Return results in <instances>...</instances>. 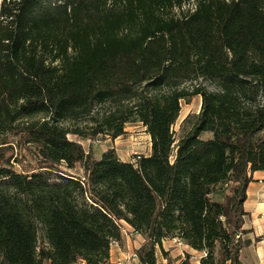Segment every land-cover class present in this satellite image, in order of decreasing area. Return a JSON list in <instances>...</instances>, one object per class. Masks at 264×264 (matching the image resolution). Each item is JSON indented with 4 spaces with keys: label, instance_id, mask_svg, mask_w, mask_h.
Listing matches in <instances>:
<instances>
[{
    "label": "trees",
    "instance_id": "trees-1",
    "mask_svg": "<svg viewBox=\"0 0 264 264\" xmlns=\"http://www.w3.org/2000/svg\"><path fill=\"white\" fill-rule=\"evenodd\" d=\"M195 96L201 110L177 142ZM134 122L151 153L130 161L68 137L115 140ZM11 139L34 148L35 166L15 168ZM257 171L264 0H0V264H105L123 222L145 239L140 264H162L173 239L201 264H243Z\"/></svg>",
    "mask_w": 264,
    "mask_h": 264
},
{
    "label": "rangeland",
    "instance_id": "rangeland-1",
    "mask_svg": "<svg viewBox=\"0 0 264 264\" xmlns=\"http://www.w3.org/2000/svg\"><path fill=\"white\" fill-rule=\"evenodd\" d=\"M196 83L205 84L210 90L215 89V87L212 86L209 81H204L200 79L192 82V84ZM201 105V96L193 97L188 103L186 101H182V109L180 112V116L175 125L173 126L177 142L183 135H185L191 129L192 123L194 121L193 117L189 121L185 119L188 116L198 114L201 110ZM99 112L101 113L100 106L95 109L93 115L96 116ZM75 124L77 123L67 122L65 125L73 127L76 126ZM92 124V119L88 117L80 121L77 125L88 126L89 128ZM125 131L126 133L124 135L118 137L115 140L105 135H100L95 139H82L73 134H70L68 137L71 140L80 142L84 146L86 151L91 152L96 159H100L103 151L107 150L110 147L116 149V152L122 160L127 161L133 160L134 157L137 155H145L146 153H148L151 142L150 135L147 133L146 128L140 122L128 123L126 125ZM210 136V133H205L203 135V138H209ZM15 140L13 141L11 139L12 143L15 145L13 151H11L14 156L13 163L15 165V168L19 171L29 170L30 167L32 168L37 163L36 158L34 156V148L28 149V147L20 145ZM70 172H72L76 176L83 175V171L79 165L77 166V168L71 170ZM40 242H44V235L42 231L40 232ZM165 258H167L169 261L168 256ZM158 259L159 261H162V258L159 253Z\"/></svg>",
    "mask_w": 264,
    "mask_h": 264
},
{
    "label": "crops",
    "instance_id": "crops-1",
    "mask_svg": "<svg viewBox=\"0 0 264 264\" xmlns=\"http://www.w3.org/2000/svg\"><path fill=\"white\" fill-rule=\"evenodd\" d=\"M150 153L151 142L149 151L145 155ZM247 195L245 206L249 215L246 217L244 225V229L247 230L244 239L250 240L251 244L243 250L241 259L243 264H264V171H257L253 174V181L249 185ZM122 224V240L119 248L111 250L112 260L137 250L145 241L142 235L133 232L130 225L125 222ZM162 248L169 257L168 261L159 249L158 253L162 258L160 261L162 264H182L186 254L192 256L186 264H201V258L205 255L176 239L164 241Z\"/></svg>",
    "mask_w": 264,
    "mask_h": 264
},
{
    "label": "built area",
    "instance_id": "built-area-1",
    "mask_svg": "<svg viewBox=\"0 0 264 264\" xmlns=\"http://www.w3.org/2000/svg\"><path fill=\"white\" fill-rule=\"evenodd\" d=\"M119 247H120V241L114 240L111 244V250ZM111 250H110V258L108 262L105 264H140L136 250L127 253L126 255H123L121 257H118L115 260L111 259ZM76 264H87V262L85 260H79Z\"/></svg>",
    "mask_w": 264,
    "mask_h": 264
}]
</instances>
